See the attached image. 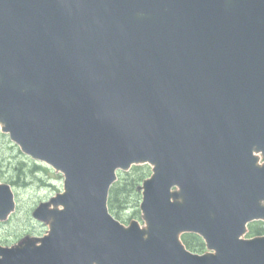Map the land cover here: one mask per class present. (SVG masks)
Here are the masks:
<instances>
[{
    "label": "water",
    "instance_id": "water-1",
    "mask_svg": "<svg viewBox=\"0 0 264 264\" xmlns=\"http://www.w3.org/2000/svg\"><path fill=\"white\" fill-rule=\"evenodd\" d=\"M0 128L65 177L0 264H264V0H0ZM140 163L125 226L109 190Z\"/></svg>",
    "mask_w": 264,
    "mask_h": 264
},
{
    "label": "rangeland",
    "instance_id": "rangeland-1",
    "mask_svg": "<svg viewBox=\"0 0 264 264\" xmlns=\"http://www.w3.org/2000/svg\"><path fill=\"white\" fill-rule=\"evenodd\" d=\"M35 165L40 167L37 175L31 173ZM46 166L22 153L9 138L0 136V178L12 186L17 201L16 212L0 228V238L5 245H13L25 235L42 236L48 230L47 223L33 218L32 211L63 189V176L53 169H45ZM145 169L151 172L150 168ZM44 182L47 185H43ZM134 204L123 211L126 223L139 219L144 224Z\"/></svg>",
    "mask_w": 264,
    "mask_h": 264
},
{
    "label": "trees",
    "instance_id": "trees-1",
    "mask_svg": "<svg viewBox=\"0 0 264 264\" xmlns=\"http://www.w3.org/2000/svg\"><path fill=\"white\" fill-rule=\"evenodd\" d=\"M145 166H135L131 172L122 173L119 180L113 185L110 198L109 207L118 216L121 217V211L133 202L140 199L138 186L141 181L147 176ZM252 233L264 231V227L257 224L251 226ZM187 246L193 250L202 251L204 243L198 236L186 235L184 237Z\"/></svg>",
    "mask_w": 264,
    "mask_h": 264
},
{
    "label": "flooded vegetation",
    "instance_id": "flooded-vegetation-1",
    "mask_svg": "<svg viewBox=\"0 0 264 264\" xmlns=\"http://www.w3.org/2000/svg\"><path fill=\"white\" fill-rule=\"evenodd\" d=\"M2 225H3V223L0 222V228H1ZM0 244H4V242H3V240L1 238H0Z\"/></svg>",
    "mask_w": 264,
    "mask_h": 264
}]
</instances>
